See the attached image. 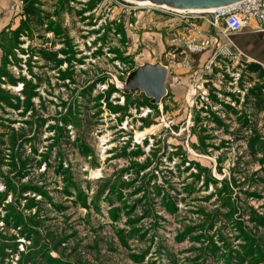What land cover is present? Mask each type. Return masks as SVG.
Masks as SVG:
<instances>
[{
  "label": "rangeland",
  "instance_id": "1",
  "mask_svg": "<svg viewBox=\"0 0 264 264\" xmlns=\"http://www.w3.org/2000/svg\"><path fill=\"white\" fill-rule=\"evenodd\" d=\"M179 19L0 0V264H264L262 80L213 42L183 63ZM173 52L161 103L115 87Z\"/></svg>",
  "mask_w": 264,
  "mask_h": 264
},
{
  "label": "built area",
  "instance_id": "2",
  "mask_svg": "<svg viewBox=\"0 0 264 264\" xmlns=\"http://www.w3.org/2000/svg\"><path fill=\"white\" fill-rule=\"evenodd\" d=\"M164 9L173 15L179 16L180 21H187L189 18L195 17L194 13L187 11V9L171 8L168 6ZM209 10L201 12L203 13L201 17H203L211 31H213L212 35L204 33L195 22L189 20V33L177 39L178 41H172V44H177V46L181 47L180 53H185L182 57V62L185 64H189L188 54L202 51L210 46L212 47V42L213 54L211 56L213 58L220 53L228 58H237L239 52L231 50L229 46V44L232 45L231 34L240 31L246 26L254 30H264V0H241ZM167 55L169 56L168 67V65L174 63L175 53H167Z\"/></svg>",
  "mask_w": 264,
  "mask_h": 264
},
{
  "label": "water",
  "instance_id": "3",
  "mask_svg": "<svg viewBox=\"0 0 264 264\" xmlns=\"http://www.w3.org/2000/svg\"><path fill=\"white\" fill-rule=\"evenodd\" d=\"M156 5L165 4L178 9H211L218 6L229 5L241 0H149ZM168 67L157 60L154 62L142 61L132 70L128 71L122 79H114L115 87L122 93H144L149 102L161 103L166 95L165 80Z\"/></svg>",
  "mask_w": 264,
  "mask_h": 264
},
{
  "label": "crops",
  "instance_id": "4",
  "mask_svg": "<svg viewBox=\"0 0 264 264\" xmlns=\"http://www.w3.org/2000/svg\"><path fill=\"white\" fill-rule=\"evenodd\" d=\"M231 40L233 48L239 52L238 57L246 56L264 67V30H254L246 26L232 33Z\"/></svg>",
  "mask_w": 264,
  "mask_h": 264
},
{
  "label": "trees",
  "instance_id": "5",
  "mask_svg": "<svg viewBox=\"0 0 264 264\" xmlns=\"http://www.w3.org/2000/svg\"><path fill=\"white\" fill-rule=\"evenodd\" d=\"M26 0H24L25 2ZM246 71L250 73H254L259 80H262V83L260 85H256L254 87H251L248 90L247 93V99L249 101V98L252 97L251 102L254 104L256 107L264 106V94L262 91L264 90V67L255 61L249 62L246 64ZM1 93V92H0ZM3 95L0 94V100L3 99ZM252 149L254 150V145L251 144Z\"/></svg>",
  "mask_w": 264,
  "mask_h": 264
},
{
  "label": "bare ground",
  "instance_id": "6",
  "mask_svg": "<svg viewBox=\"0 0 264 264\" xmlns=\"http://www.w3.org/2000/svg\"><path fill=\"white\" fill-rule=\"evenodd\" d=\"M134 1L135 3H138L139 5H156L154 3H152L151 1L149 0H132ZM157 6H160V7H167L165 4H160V5H157ZM187 11H190V12H193V13H201L203 11H210L209 9H187Z\"/></svg>",
  "mask_w": 264,
  "mask_h": 264
}]
</instances>
